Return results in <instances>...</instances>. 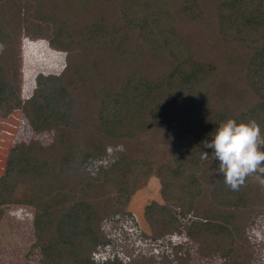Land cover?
<instances>
[{
    "label": "trees",
    "instance_id": "trees-1",
    "mask_svg": "<svg viewBox=\"0 0 264 264\" xmlns=\"http://www.w3.org/2000/svg\"><path fill=\"white\" fill-rule=\"evenodd\" d=\"M19 37L64 53L60 71L36 74L22 101ZM3 99L13 101L32 131L52 133L46 145L10 147L0 175V204L17 202L20 186L37 198L29 203L41 264H138L92 263L85 236L94 232L103 241L99 222L124 211L142 178L112 193L81 167L117 146L115 139L120 147L111 165L123 166L132 143L151 134L158 139L159 131L169 155L179 153L189 170L180 195L195 223L150 204L148 237L183 232L200 257L218 256L219 264L249 257L251 218L264 227V184L246 178L230 189L203 142L228 118L254 120L264 135V0H0V107ZM72 150L75 167L60 175ZM173 251L187 264L188 251L180 253V245Z\"/></svg>",
    "mask_w": 264,
    "mask_h": 264
},
{
    "label": "rangeland",
    "instance_id": "rangeland-1",
    "mask_svg": "<svg viewBox=\"0 0 264 264\" xmlns=\"http://www.w3.org/2000/svg\"><path fill=\"white\" fill-rule=\"evenodd\" d=\"M19 39L18 96L22 101L30 95L36 74H57L60 71L64 53L51 50L45 40L24 37ZM51 85L56 86V83ZM8 106H14L13 101L3 99L0 113ZM165 135V132L159 131L158 139L151 134L132 143L126 149L129 159L123 166L111 165L115 158V149L120 147L119 139H115L117 146L106 147L101 158L90 159L85 166L82 165L81 171L84 175L105 181L112 193L120 192L123 184L133 187L137 177L142 178L138 187L129 195L124 211L99 222L103 243L96 240L94 232L91 237L85 236L88 245L86 257L92 263L116 259L121 263L136 260L138 264H180L174 259L175 245L181 246L180 253L188 251L187 264L220 263L218 256L211 260L200 257L195 250V244L183 232H172L158 239L148 237L151 227L144 218V211L150 204H155L159 210L170 206L182 222L195 223L194 216L187 210L180 195L182 178L189 170L182 165L184 159H180L179 153L169 155L170 142ZM51 136V132L32 131L18 107L0 116V173H3L7 153L14 144L34 140L46 145ZM261 136L264 138V135ZM76 160L77 154L74 150L68 151L58 169L59 174H70ZM247 179L264 184V173L257 171ZM14 197L17 202L0 207V264H41L42 255L35 246L33 229L35 209L29 203L37 202V198L25 186L18 187ZM246 232L251 250L244 264H264V227L260 217L251 218Z\"/></svg>",
    "mask_w": 264,
    "mask_h": 264
},
{
    "label": "clouds",
    "instance_id": "clouds-1",
    "mask_svg": "<svg viewBox=\"0 0 264 264\" xmlns=\"http://www.w3.org/2000/svg\"><path fill=\"white\" fill-rule=\"evenodd\" d=\"M262 145L264 138L256 121L238 123L233 118L222 121L211 139L203 142L204 148L212 150L211 159L218 161V171L232 190L243 185L249 175L264 173ZM202 159H209V154L203 152Z\"/></svg>",
    "mask_w": 264,
    "mask_h": 264
},
{
    "label": "crops",
    "instance_id": "crops-1",
    "mask_svg": "<svg viewBox=\"0 0 264 264\" xmlns=\"http://www.w3.org/2000/svg\"><path fill=\"white\" fill-rule=\"evenodd\" d=\"M2 173H0V175H1ZM6 205H8V203L7 204H0V207H4V206H6Z\"/></svg>",
    "mask_w": 264,
    "mask_h": 264
}]
</instances>
